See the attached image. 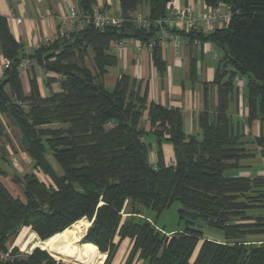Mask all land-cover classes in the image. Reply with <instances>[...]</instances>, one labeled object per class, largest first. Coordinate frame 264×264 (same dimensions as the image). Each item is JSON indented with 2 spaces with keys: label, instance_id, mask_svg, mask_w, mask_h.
I'll return each instance as SVG.
<instances>
[{
  "label": "trees",
  "instance_id": "1",
  "mask_svg": "<svg viewBox=\"0 0 264 264\" xmlns=\"http://www.w3.org/2000/svg\"><path fill=\"white\" fill-rule=\"evenodd\" d=\"M202 1L212 8L225 4L231 16L226 25L209 31L171 29L188 43L208 42L221 51L212 81L203 86L199 133L190 135L183 130L178 108L148 100L147 83L125 72L117 75L111 89L104 82L118 61L112 44L122 39L153 42L149 47L153 65L164 71L155 25L144 29L130 21L119 29L85 25L67 39L41 46L28 57L45 73L58 76L59 89L47 97L40 95L32 72L25 97L17 70L25 57L0 17V45L4 59L10 61L0 79V112L18 129L32 166L24 175L11 176L20 185L22 198L13 196L0 179V253L9 256L0 257V264H71L39 247L19 253L7 241L23 227L43 240L74 227L78 220L91 223L79 244L81 251L73 239L70 258L65 259L76 264H88L95 256L92 251L106 256L103 264H108L125 238L131 241L125 264L136 254L146 264H264V239L258 238L264 236V214L256 213L264 208V176L227 175L252 158L256 149L264 156V0ZM96 2L81 0L78 10L90 13ZM143 2L146 17L153 20L166 16L171 0H118L120 13L115 15L133 18ZM237 77L245 81V123L258 121L263 127L252 139L256 148L252 150L227 112L239 92ZM7 83L13 97L4 89ZM210 86H216L218 98L211 111ZM144 111L148 129L141 125ZM148 136L155 145V163L149 161ZM163 142L173 148L168 164ZM6 175L0 168V178ZM174 201L179 203L181 230L165 232L141 216L144 209L158 216ZM197 221L218 230V238L194 227Z\"/></svg>",
  "mask_w": 264,
  "mask_h": 264
},
{
  "label": "crops",
  "instance_id": "2",
  "mask_svg": "<svg viewBox=\"0 0 264 264\" xmlns=\"http://www.w3.org/2000/svg\"><path fill=\"white\" fill-rule=\"evenodd\" d=\"M80 1L0 0V17L5 20L11 36L20 43V52L24 54V57H28L34 53L36 43L42 41L45 36L55 31L58 25V16L65 13L69 5H75L77 8L80 7ZM170 3L174 6L190 4L197 10L205 6L202 0H171ZM96 4L108 13H120L118 0H97ZM139 10L144 13L148 11L147 8L146 10ZM115 52L118 58L117 65L110 67L105 74L109 83L111 80L114 82L117 75L121 72H125L132 78L147 83V97L149 101L166 107L178 108L182 115L184 132L187 135L199 133L198 115L204 108L203 86L204 83L208 84L212 81L221 55V51L216 46L208 42L200 43L193 41L192 43H188V41L182 39L179 42L178 48L175 49L169 43H162L161 54L165 62V69L162 72L154 67L148 47L141 46V48H138L137 44L133 43ZM3 59L4 56L0 45V64ZM32 72L37 75L36 79L40 95L47 97L59 89L58 76L56 74L51 72L45 73L41 66L39 68L30 67L26 71L18 72L23 96L26 97L30 93V77ZM234 83L239 88V92L238 95H233L227 112L241 130L246 131L249 136L254 137L259 134L257 131L259 129V122L253 121L250 126L245 123L247 97L245 96L244 78L237 77ZM4 89L8 95L13 97L8 83L5 84ZM217 100L216 86L208 87L207 106L209 111L213 110L216 106ZM144 112L146 117L142 126L144 129H148L150 126L149 120L147 112ZM14 127L7 115L0 112V161L3 162L4 170L7 174L13 168L16 171L14 173L18 174L22 170V166L28 164L27 160H31L16 127L15 130L17 131L14 132L17 141L11 138L10 131ZM17 132L19 137L17 136ZM163 143L164 146L161 145L162 151L165 149L169 155L168 157H170L173 155V148L170 143ZM254 152V156L243 160L241 167L233 171L232 175L264 176V156H261L257 149ZM149 161L152 163L156 162L155 150L150 152ZM260 210L256 213L264 214V208ZM207 236L218 238L217 235ZM258 238L264 239V236ZM130 249L131 241L128 238L123 239L108 264H125ZM105 258L97 256L95 264H103ZM129 264H146V262L136 254L131 258Z\"/></svg>",
  "mask_w": 264,
  "mask_h": 264
},
{
  "label": "built area",
  "instance_id": "3",
  "mask_svg": "<svg viewBox=\"0 0 264 264\" xmlns=\"http://www.w3.org/2000/svg\"><path fill=\"white\" fill-rule=\"evenodd\" d=\"M223 7H225L224 11H218L216 8L212 7L205 10H197L190 4L174 6L169 2L166 16L151 20L147 18L146 15L141 14V12L136 13L133 18H125L110 12L108 13L98 6L93 7L90 13L84 14L81 13L75 5H69L67 11L58 16V25L55 31L45 36L42 41L36 43L34 49L37 50L41 46H49L57 40L67 39L73 30L79 29L85 25H92L97 28L112 27L119 29L127 21L132 22L136 28L144 29L155 25L158 28L157 40L161 44L169 43L177 49L182 39L185 41L188 40L171 30L172 28L178 30L192 29L209 31L216 27L226 25L229 22L231 12L226 5H223ZM133 43L137 44L138 48H141V46L149 48L153 42L143 44L133 38L122 39L114 41L112 49L117 51ZM9 66L10 61L8 59H3L0 64V79ZM39 66L40 65L34 58L25 57L19 62L17 70L18 72L26 71L30 67L39 68ZM0 257L3 259L9 258L7 253H0Z\"/></svg>",
  "mask_w": 264,
  "mask_h": 264
},
{
  "label": "rangeland",
  "instance_id": "4",
  "mask_svg": "<svg viewBox=\"0 0 264 264\" xmlns=\"http://www.w3.org/2000/svg\"><path fill=\"white\" fill-rule=\"evenodd\" d=\"M223 5H225V4H222V3L221 4H218L217 7H215V8L218 11H224L225 10V7H223ZM146 8H147L146 3L143 2L142 9L143 10H146ZM207 8H210V7L208 5H205V6H203L202 9L205 10ZM139 12H141V14L145 15V13L143 11H139ZM216 60H218V59H216ZM88 63H89V61H88ZM104 82H105L106 87L108 89H111L113 87V84H114L115 81L113 82L111 80V82L109 83V81L107 80V78L105 76ZM144 113L145 112H143V114L141 116V125H143L144 119L146 117L144 115ZM258 124H259V127H258L259 129L257 131H258V133H260V130L262 131L263 127H262V125L260 123H258ZM15 129H16L15 127L11 129V131H10L11 135L10 136H11V138H14L17 141V139H16L17 137H16L15 132H14V131H17V130H15ZM238 129L243 134L241 139L244 142V145L246 147H248L249 149H251V150L252 149H256L255 146L252 144V139L254 137L249 136L248 133L246 131H244V130H241L240 127H238ZM9 130H10V128H9ZM17 136H18V132H17ZM4 140H5V138H4ZM16 141H14V142H16ZM145 141L146 142H152L153 141V138H151L150 136H148V137L145 138ZM161 145L164 146V143H162ZM154 146L155 145L152 142V150H155ZM162 152H163L164 162L168 164V162L173 158V155H171L170 157H168L169 155L167 154V151H165V149ZM46 155L50 159V161H52V164L55 167V169H57V171H59L60 168H59L58 164L56 163V161L52 158V155L50 154V152L47 151ZM27 162H28V164H25L24 166H22V170L18 173L19 175H24L27 172L32 171L31 160H27ZM10 166H11V164H10ZM0 168H2L3 170L5 168L3 166V162H1V161H0ZM13 169H15V168H13ZM13 169L9 170L10 172H8V174L5 177H2L0 179H1L2 183L7 187L8 191L13 196H20L22 198L20 185H16L11 180V176L14 174V172H16ZM232 174H233V171H228L227 172V175H232ZM37 176L41 180L49 183L48 178L45 177L44 175H42L41 173H38ZM178 208H179V203L177 201H174L168 208H166L165 210H163L158 216L154 212H152L151 210H149V209H144L143 210V213L144 214L141 215V216L148 217L149 220H152V221H154L156 223V225H157L158 228L163 229L165 232L175 231V230H181V229L184 228V224H183V222L178 217ZM259 211H261V210L259 209L256 212H259ZM194 227L200 228L203 231V233L206 234V235H213V236H215V235H218L219 234V231L218 230H216L214 228H211L210 226L206 225L202 221H197L194 224ZM29 231H31V229L29 227H23V228H21L20 231L16 235H14V236H12V237H10L8 239L7 246L9 248L17 247L19 253H25V254H27V253L31 252L34 247L32 249H28L29 243H28V241L26 239V235L28 234ZM73 239L75 240V242H76V244L78 246V249L81 251L79 244L82 243L81 242L82 236L79 237V236L76 235L75 238H73ZM39 248L44 249L42 247H39ZM44 250H46V249H44ZM92 253L95 256H93V258H91V260H90V262L88 264H95V261H97V258H96L97 255L93 251H92ZM50 255H53V254H50ZM55 257H56V260L57 261H64V262H68V263H71V264H76V263H73L71 261H67L65 259H60L57 256H55ZM69 258H67V259H69ZM77 264H79V263H77Z\"/></svg>",
  "mask_w": 264,
  "mask_h": 264
},
{
  "label": "bare ground",
  "instance_id": "5",
  "mask_svg": "<svg viewBox=\"0 0 264 264\" xmlns=\"http://www.w3.org/2000/svg\"><path fill=\"white\" fill-rule=\"evenodd\" d=\"M90 225V221H76L75 226L72 228H65L61 232L55 233L50 237L41 240L37 234L31 230L26 235V239L29 243L28 249L33 247H42L46 249L50 254L57 256L60 259L69 258L72 247L74 245L73 238L82 236Z\"/></svg>",
  "mask_w": 264,
  "mask_h": 264
},
{
  "label": "water",
  "instance_id": "6",
  "mask_svg": "<svg viewBox=\"0 0 264 264\" xmlns=\"http://www.w3.org/2000/svg\"><path fill=\"white\" fill-rule=\"evenodd\" d=\"M90 223H91V221H90ZM84 234H85V232H84ZM84 234H83V235H84ZM83 235H82V236H83ZM41 240H42V239H41Z\"/></svg>",
  "mask_w": 264,
  "mask_h": 264
}]
</instances>
